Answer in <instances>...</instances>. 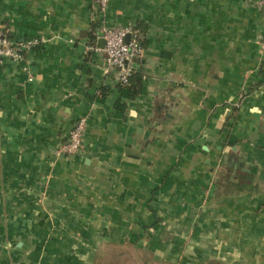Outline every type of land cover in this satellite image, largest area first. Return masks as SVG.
<instances>
[{"label": "crops", "instance_id": "1", "mask_svg": "<svg viewBox=\"0 0 264 264\" xmlns=\"http://www.w3.org/2000/svg\"><path fill=\"white\" fill-rule=\"evenodd\" d=\"M139 22L142 88L130 97L92 46L102 47L100 26ZM0 30L37 40L23 62L0 65V264H94L105 233L135 234L152 264H264L256 0H109L103 15L95 0H0ZM80 117L82 149L56 156ZM244 212L249 255L237 244ZM49 214L76 216L74 235L95 233L70 245L82 256L5 239L12 217L32 231L31 217ZM81 216L104 218L82 229Z\"/></svg>", "mask_w": 264, "mask_h": 264}, {"label": "built area", "instance_id": "2", "mask_svg": "<svg viewBox=\"0 0 264 264\" xmlns=\"http://www.w3.org/2000/svg\"><path fill=\"white\" fill-rule=\"evenodd\" d=\"M109 0H95L97 11L104 14ZM256 6L261 11L262 25L264 29V0H256ZM100 37L104 44L99 49L104 54V59L108 67L113 69L114 78L117 83L124 85L128 83L129 77L133 73L134 64L143 55V46L140 35L132 27H111L102 25L99 28ZM128 36V39L125 38ZM37 42L36 39H24L19 41L11 40L5 32L0 30V65L5 61L23 62L25 53ZM264 44V38H263ZM22 69L27 71V66ZM86 118H78L68 132L66 140L56 149V156L73 155L78 153L84 143V132Z\"/></svg>", "mask_w": 264, "mask_h": 264}, {"label": "rangeland", "instance_id": "3", "mask_svg": "<svg viewBox=\"0 0 264 264\" xmlns=\"http://www.w3.org/2000/svg\"><path fill=\"white\" fill-rule=\"evenodd\" d=\"M66 156V155H65ZM245 204V203H243ZM242 210H246L249 209V205H242L241 207ZM243 217L242 218V225L241 227H243V229L246 231L244 239L242 237L239 238L238 243H241L243 241H246V248H243L245 245H243L241 248V250H245L242 253H247L249 255V250L250 245L253 244V239L255 238L254 235L256 234L254 231L250 232V228L254 227V225H250L249 224V214L247 212L243 213ZM23 217H12L13 221L11 222L12 228L13 230L11 231V233L9 232H4V235L6 236L5 239L12 241L13 243L15 241H20V242H26L29 245H34L36 243H38L39 241H42L43 243L46 241V244L48 248L45 249H37L35 248L36 252L39 251L41 253L43 252H47V254H57V255H61L62 256H70L72 254V256H82L85 252V249L83 250V248H72L70 245L74 244V241H78L79 240V235L82 236V239L84 241H86V243L83 245H86L89 243V241H94L95 239V233L90 231L87 232H82L81 234H75V232L73 231V225L72 223H77V217L76 216H60V215H34V217H31L34 225L33 228L34 230H28V231H24L25 225V219H22ZM29 218V217H28ZM27 218V220H28ZM92 218V220H90ZM104 217H99V216H81L80 217V223L81 226H83V224H86L85 227L83 226V228H89L88 227V220L93 222L94 224H99L100 221L103 220ZM34 219V220H33ZM17 221V222H15ZM70 222V223H69ZM30 223V222H28ZM62 223V224H61ZM94 227V226H93ZM239 233V232H238ZM237 233V234H238ZM91 234V235H90ZM107 234L105 233L103 234L102 237H100L98 239V243H102L104 241V239H107ZM117 234V233H116ZM123 234V233H119ZM130 236H128V233H124L125 237L119 238L120 241L121 240H128V239H134L135 234L133 233H129ZM232 233H229L228 235H230ZM262 240L264 242V233H262ZM10 236V237H7ZM133 237V238H132ZM110 238V237H109ZM145 239H147V237H143ZM152 239V237H151ZM4 240V239H2ZM116 240V239H113ZM108 241H112V240H108ZM119 241V240H116ZM65 244H69V246L64 247ZM149 244V243H148ZM38 245V244H36ZM152 245V244H149ZM34 248V247H33ZM110 250L109 254H108V262L107 264H142L141 262V258H138L135 253L133 252V250H128L127 247L124 249V254H119L118 252H120L121 249L117 248V247H109L108 248ZM123 250V249H122ZM77 251V252H76ZM96 252L101 255V252H103L102 250L97 251ZM96 252H94V255L96 254ZM34 255V252L32 253ZM39 253L37 252V255ZM246 254V255H247ZM93 255V254H92ZM246 258V257H245Z\"/></svg>", "mask_w": 264, "mask_h": 264}, {"label": "trees", "instance_id": "4", "mask_svg": "<svg viewBox=\"0 0 264 264\" xmlns=\"http://www.w3.org/2000/svg\"><path fill=\"white\" fill-rule=\"evenodd\" d=\"M140 25H141V23L139 22L135 26H133L132 28L137 30L139 33L138 28L140 27ZM139 35H140V33H139ZM141 44H142V42H141ZM142 46H143V44H142ZM141 77H142V75L140 72L133 70V73L129 77L128 83L122 85L128 89L130 97H134L140 93L141 88H142V81H141L142 78ZM109 247H117V248L121 249L120 252H118L119 254H122V253L124 254V249L127 247L128 250H133L135 255L138 258L142 259L141 260L142 264L154 263L151 256L147 255L145 253L144 249L135 246L134 243L130 242L129 240H122V241H106V242L104 241V242H102L99 245V247L97 248V251L102 250L103 252H101V255H99L96 252L94 264H107L108 254L110 252V250L108 249Z\"/></svg>", "mask_w": 264, "mask_h": 264}, {"label": "water", "instance_id": "5", "mask_svg": "<svg viewBox=\"0 0 264 264\" xmlns=\"http://www.w3.org/2000/svg\"><path fill=\"white\" fill-rule=\"evenodd\" d=\"M127 39H128V36L125 38V40H127ZM100 42H101V44H102L101 46H103V44H104V41H103V39H102V38L100 39Z\"/></svg>", "mask_w": 264, "mask_h": 264}]
</instances>
